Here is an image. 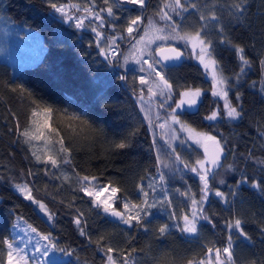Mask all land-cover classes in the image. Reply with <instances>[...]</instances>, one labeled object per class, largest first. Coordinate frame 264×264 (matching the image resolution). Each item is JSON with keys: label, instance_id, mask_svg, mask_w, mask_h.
<instances>
[{"label": "trees", "instance_id": "1", "mask_svg": "<svg viewBox=\"0 0 264 264\" xmlns=\"http://www.w3.org/2000/svg\"><path fill=\"white\" fill-rule=\"evenodd\" d=\"M52 2L91 8L105 22L98 27L100 22L93 20L78 29L74 21L51 8ZM171 2L146 0L147 7L141 9L121 0H108V4L104 0H0V25L40 31L47 44L39 63L20 67L11 59L17 55L7 54L0 39V264H7L9 249L3 241L14 238L16 217L50 235L58 250L70 257L52 264H106L109 246L119 264L126 256L130 264H199L209 257V248L222 251L229 236L233 240L231 264H264V0H182L188 11L177 9L180 16L164 9ZM109 6L117 18L101 11ZM161 9L180 22L181 34L204 30L206 39L213 42L219 73L230 78L229 100L242 113L235 120L228 118L224 100L214 97L213 111L219 115L208 128L221 141L225 158L221 169L209 175L207 193L201 192L199 175L190 171L197 160L205 159L204 151L184 137L175 147L167 146L172 173L183 174L169 178L167 171L161 173L156 143L138 100L147 92L131 86L129 71L123 67L126 53L149 19L171 32V22L158 15ZM213 14L218 20L211 18ZM76 15L80 16L79 12ZM137 15L142 16V22L130 37L126 29ZM91 28H98L101 36ZM19 32L26 33L24 29ZM222 37L228 43H220ZM167 45L182 49L192 61L190 47L183 41ZM236 46L244 49L250 65L239 80L236 76L242 65ZM114 48L116 54L110 58L108 53ZM161 69L173 88L170 104L163 107L169 112L180 94L192 87L178 69ZM45 107L52 109L48 123L56 129H45L51 143L47 148L41 140L26 144L20 131L32 129L33 120L42 123L44 117H33L32 112ZM61 138L67 153L59 151ZM156 142L161 145L160 139ZM120 143L127 147H117ZM48 155L57 160V167L43 162ZM161 174L166 176L163 181ZM84 176L95 177L98 186L120 189V199L114 204L118 211H124L123 200L142 205L141 188L156 207L150 209L143 227L135 221L130 227L111 219L93 205L94 197L80 191ZM245 177L246 183H237ZM254 181L259 182V188L252 187ZM17 184L28 185L34 201L53 214L51 221L16 191ZM176 188L182 190L181 195L173 194ZM217 190L225 194L223 198L215 195ZM202 195L206 199L200 205L203 212L198 213L197 233H182L181 217L190 214L192 199L199 201ZM77 217L79 227L74 222ZM235 219L242 221L247 238L229 229ZM163 225L169 227L161 235ZM80 228L85 235L80 234Z\"/></svg>", "mask_w": 264, "mask_h": 264}, {"label": "snow or ice", "instance_id": "2", "mask_svg": "<svg viewBox=\"0 0 264 264\" xmlns=\"http://www.w3.org/2000/svg\"><path fill=\"white\" fill-rule=\"evenodd\" d=\"M105 4H108V0H104ZM123 3H128L133 6L139 7L141 9H145L147 7L146 0H121ZM50 6L52 9H54L56 12L61 13L64 18L68 21L75 20V27L76 28H83L85 27L84 19L80 17H73L72 15H69L63 4H60L58 6L57 3L52 2L50 3ZM73 8H77V5H72ZM191 7H195V5H192ZM240 6L237 5V8ZM164 9H170L171 12H175L177 16L181 15V11L187 12L188 8L182 3V0H172L171 3H166L164 5ZM164 9H161L158 13L160 18L162 20H166L171 22V32L168 34H162L164 33L163 28H158L151 19L148 20L147 26L144 28V34L139 37V39L135 40V43L133 44V49L136 52H139L140 55L138 58H135V62L137 64H140L141 62L143 64L148 65L149 75H154L155 77H158V80H148L144 76H140V84L148 86V91L151 96L161 95L164 96L167 93L166 99H171V90L172 85L168 82L166 76L162 74L161 71L157 70L155 67V64H158L159 61H155V63H149L148 60L144 59V55L147 54L149 56L152 55L150 51H148L149 46L154 43L156 40L160 41H167V40H181L185 43L186 46L190 45L192 50L194 52H197V57L201 64L204 65L205 69H211L212 77H213V91L212 95L214 97L218 96L221 99L225 101L223 108L226 110L227 117L230 119H237L240 118L242 113L238 110V106H233L231 101L229 100V90L232 87L230 85L229 80L230 78L224 77L221 73L217 70V63L218 61L214 58L213 54L215 51L213 42L209 39H206V33L203 29L195 31V32H184L181 34L178 29L180 28V22H177L173 19V17L169 14L168 11H165ZM177 9H180L181 11H177ZM84 11L88 14L89 17H94L95 20H98L100 24L98 27H102L104 24V17L100 15L99 13H94L91 8L84 9ZM101 11H106L108 16L113 17L114 19L117 18L115 16V13L113 11V7L109 6L106 9H102ZM213 20H218V17L213 14L211 17ZM201 19H205V17L201 16ZM142 22V16L137 15L135 18H131L130 22L128 24V27L126 29L127 33L131 37L134 31L137 30L136 26L141 24ZM91 31L96 33L97 37L101 36V33L98 31V28H91ZM220 31L222 32L223 29L221 28ZM150 33H154L155 35H151ZM112 43L115 44V38H112ZM220 43H228L226 39L223 37L220 40ZM143 45V47H141ZM168 54H163V53ZM236 55L241 63L240 67V73L237 74L236 79L239 80V75L245 72L246 67L250 66L249 61L246 59L244 55V49L240 46L235 47ZM159 53H161V58L166 61H176L182 58L183 53L176 47L169 46L168 48H164L161 46L159 48ZM101 54H104L103 49L101 50ZM262 65H264V61L261 62ZM141 72L145 71L143 67L140 69ZM156 90H159L158 92ZM181 99L178 103H176V107L171 110V121L172 123L180 124L181 121L179 117L176 115L177 109L183 108L185 105L188 107L196 106L197 104V98L201 96L200 89H188L181 94ZM236 99L239 100V95L236 96ZM160 107H164L163 104L160 105ZM52 113V109L50 107H45L41 111L33 110L32 116H43V122L33 120L32 125L34 126L32 129L25 128L24 130L20 131V136L24 138V142L26 144H31L32 141H39L44 140L45 141V147L47 148V145L51 143V140L49 137L45 134V129L55 132L56 129L51 128V126L48 123V119L50 117V114ZM219 113L217 111H212V113L206 117L208 120H216ZM78 119V118H77ZM161 128H164L167 126V122L165 124L159 125ZM182 130H186L189 132L190 137L194 139L195 143L203 147L204 149V160H197L196 166L190 167V171L197 173L199 175V179L203 184V187L201 188L202 193H207L209 189V174L211 172L212 167H220L221 166V157L224 153V147L220 140L217 139L216 136L206 134V133H197L195 129L192 128H184L183 125H181ZM58 134V133H57ZM60 148L59 151L61 153H67L69 149L64 145V141L61 138L58 141ZM119 148H125L127 145L125 143H120L117 145ZM174 151V149H173ZM33 155L36 157L37 161L41 160V157L39 155H36L35 152H33ZM177 160H180L181 158L177 155ZM45 164L50 163L53 167L58 166L57 160L52 156L48 155L47 159L43 161ZM65 162H67L65 160ZM211 165V167H207V165ZM186 168L189 167L188 164L185 163L184 165ZM231 167V166H230ZM95 177H88L84 176L81 180V187L80 191H82L86 196L88 197H94L92 200L93 205L99 209L102 208L103 212L107 215H110L112 217H115L119 219L122 223L129 225L130 227L133 226V221H135L136 226L143 227V221L147 220L148 216L150 215V209L156 207L154 203H149L147 197L148 193L143 191V188H141V192H143V195L145 197L143 204H131L127 200H123V209L124 211H118L114 204L116 200L120 199L117 197V193L120 191L117 187H112L110 185H105L102 187H97L95 185H92V181H95ZM164 175H160V180L163 181ZM87 182V183H86ZM247 178L238 181L237 183H246ZM223 183V181H221ZM19 192L24 194L25 198L28 200H34L33 196L31 195V189L28 187L27 184L20 185L17 184L15 186ZM151 187V185H149ZM252 187L259 188L260 184L259 182H253ZM110 188V193H109ZM105 193H109L106 198L102 199V197L105 196ZM215 195L218 197L223 198L224 193L220 191H216ZM206 199L205 195H202L200 200H196L195 198L192 199V206L193 210L191 212V218L189 215H183L181 219L183 220L184 224L183 227L180 228V231L182 233H188V234H196L197 233V216L198 213L203 212V208L200 206L202 202ZM39 204L40 208L45 211V213L48 215V218L51 220L52 215L48 212L46 206L43 203H40L39 201H34ZM170 203V201H169ZM135 211V214H131L132 211ZM82 215V214H81ZM201 219L208 220L207 216H201ZM75 224L79 227L81 225V220L79 217L75 219ZM210 222V221H209ZM168 225H163L159 228V232L161 235H164L168 231ZM229 229H235L241 236H244L247 238V234L243 231L242 228V221L240 219H235L233 223H230L228 225ZM147 230V229H145ZM33 232L36 231V229H32ZM80 234L85 235L84 229L80 228ZM45 241L50 240V235H43L41 237ZM3 243L7 244V247L9 249L7 256L8 261L7 264H30V260L32 257H29L25 248H20L18 245H14L12 243H9L8 241H3ZM232 244L233 240L232 237H228V243L227 246L223 248V253L227 255L228 261L232 260ZM37 252L40 251L39 248L36 249ZM115 250L112 247H107L106 249V264H117L116 258H114L113 252ZM213 250L211 248L208 249V252L211 253ZM215 260L216 264H225V261L221 259V249L217 248L215 249ZM123 264H130L129 259L127 256L123 260ZM189 264H195L194 261H189ZM199 264H204V261L201 260ZM209 264H211V261H209Z\"/></svg>", "mask_w": 264, "mask_h": 264}, {"label": "rangeland", "instance_id": "3", "mask_svg": "<svg viewBox=\"0 0 264 264\" xmlns=\"http://www.w3.org/2000/svg\"><path fill=\"white\" fill-rule=\"evenodd\" d=\"M74 9L76 12H79L80 16L76 15ZM65 10L69 15H72L73 17H80L84 19V24L91 23V21L93 20L94 22L96 21L97 23H99V21L95 20L94 17H89L88 14L82 8L77 9L69 6V7H65ZM93 12L96 13L95 11ZM72 21L75 22L74 19ZM156 26L158 28H161L158 25ZM20 29H24L26 33L25 34L20 33L19 32ZM143 34L144 32L140 36H142ZM150 34L155 35L154 33H150ZM162 34H168V32L164 30V33ZM0 39L7 46L6 49L7 54L12 53L17 55L11 59L14 63H17V65L20 67L36 65L37 63H39L40 58L47 50V44L44 41L43 35L40 31L29 28L28 29L23 28L22 26L15 27L13 24H8L7 26L0 25ZM137 39H139V37ZM169 42H174V40H167V41L156 40L154 43H152L149 46L148 49V51H150L152 55L149 56L145 54L144 59L148 60L149 63H155L156 61V57H154L155 51L161 46L163 47L169 46L167 45V43ZM133 44L130 46L129 51L126 53L124 57L125 59L123 61V67L125 69H128L129 71L128 79L131 86L136 90L147 92V95L140 96L138 100H139L140 109L142 110L145 121H147L149 130L151 131V134L153 136V141L156 143L155 150L158 154V163H159L160 171L161 173H165V171H167V173H170L168 175L169 178H171V175L172 176L182 175L183 172L181 171H178V173L175 172L172 173V170L170 169L171 164L167 160L168 159L167 155H169L168 154L169 147L167 146L169 145L172 148L175 147L178 143L182 141L180 138L184 137L189 142H191V144H195L201 150L204 151L203 147L195 143L194 139L190 137L188 131L182 130L181 125H183L184 128L195 129L197 133L210 134L208 123H213V121L206 119V117L212 113L214 108L213 107L214 96L212 95L213 77H212L211 69H205L204 65L200 63L197 57L198 50L197 52H194L191 46L188 45L193 55L192 61L190 62L187 59H185L184 64L181 65V67H179L178 73L191 85L192 87L191 89H200L201 96L197 98L196 106L188 107L187 105H185L183 108L177 109L176 115L179 117L181 123L180 124L172 123L171 115H170L171 110L168 112L167 109H163V107H160V103H164L163 104L164 106H168L170 104L169 99H166L167 93L164 96L156 95L150 97L148 86L140 84V80H139L140 76H144L146 79L150 81L158 80L159 78L155 77L154 75L152 76L149 75L147 64H143L142 62L140 64H137L135 62V58H138L140 53L136 52L133 49ZM141 47H143V45H141ZM108 54L109 57L112 58L114 54H116V49L115 48L111 49ZM0 55H3V53H1V50H0ZM141 67H143L145 71L141 72L140 71ZM155 67L157 68V70L161 71L162 74H164L163 70L161 69L163 67H161L159 63L155 64ZM217 70L219 72L218 64H217ZM156 91L158 92L159 90ZM180 99H181V95H180ZM173 107L175 108L176 105ZM164 111H166V113H163ZM166 122H167L166 127L161 128L159 126L161 124H165ZM158 139H160L161 145L157 144L156 140ZM41 141H43L42 142L43 144L45 143L44 140ZM44 146L45 144L43 145V147ZM196 167L198 166L196 165ZM207 167L210 166L207 165ZM164 178H166V176H164ZM92 185H95L97 187L103 186V185L98 186L95 181H92ZM16 191H18L17 188ZM181 191H182L181 189L176 188L174 189L173 194L181 195L182 194ZM18 193H20L25 198L24 194H22L19 191ZM109 193H110V188H109ZM109 193H105V196L102 197V199L106 198ZM185 194L186 193H184V196ZM29 201L34 204L36 210L39 211V213L47 221L48 220L51 221L48 218V215L45 213V211H43L40 208L38 203L34 202V200H29ZM192 210L193 209H190V214H189L190 218H191ZM198 219H199V214L197 216L196 224L198 223ZM14 223L15 224L12 230V234L14 238L8 239V242L14 245H18L20 248H25L28 256L32 257V259L30 260V264H52L55 262H59L61 259L64 260L70 259L68 255L62 253L61 250H58L55 243L51 240V237L49 241L43 240L41 238L43 234L37 231L33 232L32 231L33 227L28 222H25L21 217H16ZM37 248L40 249L39 252L36 251ZM221 259L225 261V264H231L232 260L228 261L227 255L224 254L223 251H221ZM209 261H211V264H216L215 251L209 253V257L204 261V264H209ZM117 264L119 263L117 262Z\"/></svg>", "mask_w": 264, "mask_h": 264}, {"label": "water", "instance_id": "4", "mask_svg": "<svg viewBox=\"0 0 264 264\" xmlns=\"http://www.w3.org/2000/svg\"><path fill=\"white\" fill-rule=\"evenodd\" d=\"M169 46H167V47H164V48H168ZM172 47H174V46H172ZM182 53H183V56H182V58L181 59H179V60H176V61H166V60H163L162 58H161V53H159V48L155 51V53H154V57H156V61L158 60L159 61V65L161 66V67H163L164 69H179V67H181V65H183L184 64V62H185V59H186V55H185V53H184V51L182 50V49H180V48H178ZM163 54H168V53H163ZM147 68H148V66H147ZM173 91V88H172V90H171V92ZM224 158H225V154L223 153V155H222V157H221V166L220 167H212V169H211V175H214L218 170H220L221 169V167L223 166V162H224ZM209 166L211 167V165L209 164ZM109 216V218H111V219H115L116 221H119V222H121L119 219H117V218H115V217H112V216H110V215H108Z\"/></svg>", "mask_w": 264, "mask_h": 264}]
</instances>
